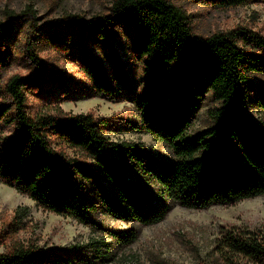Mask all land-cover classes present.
<instances>
[{
  "label": "trees",
  "instance_id": "obj_1",
  "mask_svg": "<svg viewBox=\"0 0 264 264\" xmlns=\"http://www.w3.org/2000/svg\"><path fill=\"white\" fill-rule=\"evenodd\" d=\"M199 1L227 9L264 0ZM34 18L32 3L20 12L7 9L5 19H0V35L16 23H27L35 33ZM119 26L132 29L134 50L143 58L144 88L138 98L117 86L127 87L131 81L116 45ZM71 30H77V36L97 35L106 60L88 45L78 50V65L88 84L74 82L65 71L46 66L33 43L27 42L31 74L15 73L3 86L10 100L0 102V127H12L13 132L0 142V183L29 196L44 210L101 229L120 246L136 242L140 230L99 226L95 216L100 208L124 221L153 225L166 218L173 200L187 208L207 209L264 195V123L249 111L252 103L264 113L263 33L241 25L198 33L173 0H112L108 12L92 17L68 14L51 22L43 34L57 42L61 32ZM1 76L0 69V80ZM43 78L59 90V103L87 97L134 102L140 121L131 124L132 129L166 142L176 158L167 161L142 142L107 136L105 127L112 116L68 114L62 108L59 113L31 116L26 89ZM206 94L219 103L212 109L214 123L191 134L194 113ZM55 140L77 153L59 150ZM136 168L164 187L162 197L134 179ZM5 233L0 232V246L10 239ZM93 247L103 256L111 254L96 243ZM88 248L71 244L45 249L16 240L0 252V264H91ZM216 250L224 264H241L240 259L264 264V232L222 226ZM98 256L102 255H94Z\"/></svg>",
  "mask_w": 264,
  "mask_h": 264
},
{
  "label": "rangeland",
  "instance_id": "obj_2",
  "mask_svg": "<svg viewBox=\"0 0 264 264\" xmlns=\"http://www.w3.org/2000/svg\"><path fill=\"white\" fill-rule=\"evenodd\" d=\"M173 1L186 11L198 33L210 34L241 25L264 34V1L227 9H219L199 0ZM29 3L35 10L36 18L32 20L38 26L37 31L33 33L34 29L27 23L26 26L16 23L10 32L0 35V102L10 100L3 86L11 75H29L33 70L25 51L28 41L33 43L46 66L65 71L74 82L88 84V78L78 65V50L88 45L106 60L103 42L97 35L80 32L77 36V30L63 31L60 40L52 42L43 34V30L55 19L68 14L92 17L108 12L112 0H0V19H5L7 9L20 12ZM116 36V45L131 77L127 87L117 86L124 93L138 98L144 88L143 58L138 57L134 50L133 32L129 26L117 27ZM26 92L28 111L33 117L59 113V108L68 114L93 112L96 116H112V123L105 127L107 136L114 140L142 142L151 153L167 161L176 158L166 142L132 129L131 124L140 121L139 111L132 101L113 102L100 97H87L59 103V90L48 78L29 85ZM218 104L210 94H206L200 108L194 113L189 133L195 134L212 125V109ZM249 111L264 123V113L252 103H249ZM12 132V127H0V142ZM53 143L66 154H76L78 151L65 142L55 140ZM132 176L140 185L148 186L158 197H162L164 187L154 177L139 168L134 170ZM104 182L108 184L107 180ZM95 220L103 227L138 228L139 238L128 246L117 245L101 229L82 224L70 216L44 210L29 196L0 183V232L5 230V234L10 235V239L2 242L0 252L7 251L16 240L34 243L45 249L83 244L92 249L89 251L91 264H199L201 261L224 264L216 250L221 227L236 224L264 232V195L207 209L187 208L173 200V207L166 218L153 225L124 221L102 208L96 213ZM95 243L101 245L102 250H110L111 254L103 256L101 250L93 247ZM98 254L102 256L94 257ZM240 263L247 264L244 259H240Z\"/></svg>",
  "mask_w": 264,
  "mask_h": 264
}]
</instances>
